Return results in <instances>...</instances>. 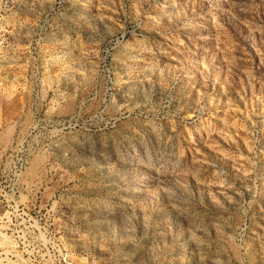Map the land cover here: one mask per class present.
Instances as JSON below:
<instances>
[{
	"label": "rangeland",
	"instance_id": "374dc122",
	"mask_svg": "<svg viewBox=\"0 0 264 264\" xmlns=\"http://www.w3.org/2000/svg\"><path fill=\"white\" fill-rule=\"evenodd\" d=\"M0 264H264V0H0Z\"/></svg>",
	"mask_w": 264,
	"mask_h": 264
}]
</instances>
